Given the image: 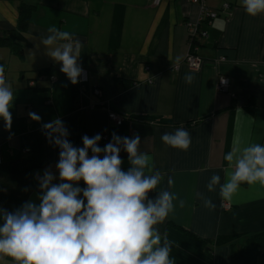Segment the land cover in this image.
<instances>
[{"label":"crops","instance_id":"crops-1","mask_svg":"<svg viewBox=\"0 0 264 264\" xmlns=\"http://www.w3.org/2000/svg\"><path fill=\"white\" fill-rule=\"evenodd\" d=\"M21 4L36 7L27 32L32 46L23 45V56L0 48V63L15 95L11 138L0 118V207L13 211L29 200L39 203L35 177L47 168L59 182V149L47 141L43 123L60 118L70 142L80 147L84 135L100 134L104 147L113 132L139 134L140 151L153 158L163 175L149 198L166 189L184 201L158 225L174 242L170 258L175 264H264V186L242 184L230 201L219 196L218 188L206 190L213 174L223 183L224 156L234 140L241 146L264 144V14L249 16L241 0H207L212 10L225 4L230 8L199 25L208 37L194 45L187 25L198 22L200 9L190 0H163L158 7L152 0H0V31L16 28ZM52 26L75 34L83 45L79 63L88 71V83L82 92H74L80 81L72 84L41 42ZM192 46L203 60L197 70L186 63ZM186 74L195 77L191 84ZM220 76L231 81L226 92L218 91ZM95 88L101 97L93 94ZM249 99L257 103L253 111L247 109ZM109 111L121 114L123 124L111 122ZM29 112L41 122L31 120ZM180 126L192 136L187 150L160 139ZM120 156L126 171L128 155L121 151ZM78 186L85 187L83 181ZM200 194L215 207L205 208ZM0 264L15 262L4 257Z\"/></svg>","mask_w":264,"mask_h":264},{"label":"clouds","instance_id":"clouds-1","mask_svg":"<svg viewBox=\"0 0 264 264\" xmlns=\"http://www.w3.org/2000/svg\"><path fill=\"white\" fill-rule=\"evenodd\" d=\"M251 17L264 14V0H241ZM41 37L47 55L61 64L60 71L72 84L84 74L79 63L81 41L75 34L55 26ZM182 57H176L179 63ZM195 77L186 74L191 84ZM14 91L0 65V118L11 133L13 117L10 108ZM31 120L41 117L29 112ZM42 132L50 145L59 149L55 165L59 182L50 168L35 179L39 186L37 199L24 202L8 211L0 207V259L11 258L15 264H175L170 258L174 242L158 225L164 223L184 201L175 192L161 189L155 199L149 193L163 181L153 158L140 151L139 134L121 137L115 132L104 147L99 146L100 134L82 137V147L68 139L69 131L60 118L42 124ZM162 143L174 149L187 150L191 133L183 126L164 132ZM121 151L128 155L130 167L122 168ZM91 153V155H90ZM224 181L213 174L206 190L230 201L242 184L264 186V144L241 146L233 141L224 156ZM83 181L85 187H79ZM168 189L174 186L169 176ZM27 190V189H25ZM203 206L213 209L212 199L200 194Z\"/></svg>","mask_w":264,"mask_h":264},{"label":"built area","instance_id":"built-area-1","mask_svg":"<svg viewBox=\"0 0 264 264\" xmlns=\"http://www.w3.org/2000/svg\"><path fill=\"white\" fill-rule=\"evenodd\" d=\"M162 1L163 0H152V4H153V6L158 7L162 3ZM190 1L193 3H196L200 9V15H199L198 22L196 24L189 23L187 25L189 38H190V41L192 44L195 40L208 37L207 32L201 31L199 28V25L202 22L203 23L207 22L209 24L212 23V21H214L215 19H217L220 16L221 12L227 11L230 8V6L228 4H225L221 10H212L206 4L207 0H190ZM220 60L224 61L225 58H221ZM186 63L188 65V67L192 70L199 69L203 64V60L195 54L193 46L191 48L190 53L186 57ZM56 80H57L56 77H51L52 82H56ZM87 83H88V71L86 69H84V74L80 78V83H79L80 84L79 85L80 91L79 92H82L84 90ZM31 85L34 86V82H32ZM230 86H231V81L228 77H226V76H220L219 77L218 85H217L218 91L226 92L229 90ZM93 94L96 97H101L102 91L98 88H95V89H93ZM50 103L51 102L49 101L48 104H50ZM96 106L97 105H93L92 108H95ZM108 117H109L111 122L115 123L118 126L122 125L124 122V117L121 114H118V113L113 112V111L108 112ZM103 140H107V137H103ZM25 152H30V150H25ZM1 164H2V152L0 150V165ZM37 188L39 190V186ZM223 208L229 209L230 207L228 204H224Z\"/></svg>","mask_w":264,"mask_h":264},{"label":"trees","instance_id":"trees-1","mask_svg":"<svg viewBox=\"0 0 264 264\" xmlns=\"http://www.w3.org/2000/svg\"><path fill=\"white\" fill-rule=\"evenodd\" d=\"M35 8H36L35 6L28 4H21L19 6L18 21L16 28L10 31H0V48H8L12 53L18 56H23V45L27 44L28 46H32V43L28 40L27 32ZM196 41L197 40L193 42L194 45ZM0 65L2 64L0 63ZM45 72L46 71L42 72L41 75H44ZM79 91H80V86L75 85L74 92L77 93ZM256 107H257L256 101L254 99H249L247 104V109L253 111V109ZM178 230L184 234H188V232L182 228H178ZM201 242L203 244L208 245L206 241H201ZM207 250L208 252H211V249H209V247H207Z\"/></svg>","mask_w":264,"mask_h":264},{"label":"rangeland","instance_id":"rangeland-1","mask_svg":"<svg viewBox=\"0 0 264 264\" xmlns=\"http://www.w3.org/2000/svg\"><path fill=\"white\" fill-rule=\"evenodd\" d=\"M17 63H18V62H17ZM11 66H12V65H11ZM32 82H34V83H35V81H31V82H30V85H31V83H32Z\"/></svg>","mask_w":264,"mask_h":264}]
</instances>
